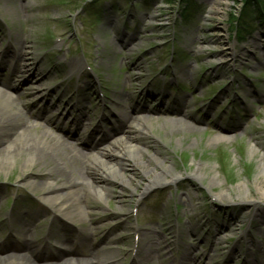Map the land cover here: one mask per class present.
<instances>
[{
    "label": "rangeland",
    "instance_id": "1",
    "mask_svg": "<svg viewBox=\"0 0 264 264\" xmlns=\"http://www.w3.org/2000/svg\"><path fill=\"white\" fill-rule=\"evenodd\" d=\"M189 1L186 9L181 0H0V49L28 46L19 55L26 63L19 109L28 112L32 94L54 106L85 103L96 121L103 98L113 126L141 117L147 127L142 161L120 165L125 180L78 171L85 177L79 222L40 199L37 182H60L44 167L22 171L23 157L0 170V236L11 218H25L38 246L70 221L96 259L122 255L129 264L136 256L145 264L138 246L151 239L161 246L156 257L169 248L172 258L187 251L200 264H264V211L254 214L264 209V188L256 186L264 177V0H254L255 24L237 22L248 15L246 0ZM246 29L255 30L240 37ZM175 96L180 115L169 110ZM136 104L153 109L138 116ZM33 121L24 117L22 126ZM86 229L92 235L84 241Z\"/></svg>",
    "mask_w": 264,
    "mask_h": 264
},
{
    "label": "bare ground",
    "instance_id": "2",
    "mask_svg": "<svg viewBox=\"0 0 264 264\" xmlns=\"http://www.w3.org/2000/svg\"><path fill=\"white\" fill-rule=\"evenodd\" d=\"M23 6L29 7V4L26 6L22 5V7ZM21 46L25 47L26 43ZM27 49L28 48H26V50ZM18 69H21V64H18V61H16L13 71H17ZM14 97L15 92L13 90L0 85V170L4 171L6 167L14 169L18 160L25 157L22 171H27L30 167L42 166L48 175L58 177L60 179L59 183H54L49 180L36 183L42 190L40 199L51 205L54 215L62 213L65 216L66 213L70 212L72 218L78 222L84 215V199L80 193L79 183H84L85 177L79 174L78 171L81 172V170L85 169L90 171L100 170L103 175L110 179H121L123 181L125 180V175L120 171V165L127 160L134 162L138 160L142 161V155L145 152L143 148L140 147V141L147 133V127L144 125V121L140 120L131 123L129 128L126 126L122 128L129 133L130 139H126L125 137L117 139L115 142H112L116 148L107 147L106 151H108L103 152L104 155H101L97 159H91L80 149L72 145L67 137L54 135L46 129L44 125L41 129L32 123L22 126L24 117L28 119L29 115H36L37 118L45 116L46 119L52 121V118H50V109L46 114L35 113L33 110L25 112L18 108ZM143 109L146 108L143 107ZM126 114V117H131L129 111H126ZM167 122L174 127L179 124L178 122L175 123L174 120H169ZM9 134H12L13 137L8 138ZM252 151H254V149ZM70 162L74 164V170L70 167ZM262 166L263 163L260 164V168H262ZM263 184L264 177L256 182V186L259 190L264 188ZM85 186L91 191L94 190L103 199L105 198V195L98 187L96 188L90 183H87ZM62 191H65V193H61ZM259 211H264V209L258 208L254 214H257ZM259 222L260 221L257 220L256 224ZM29 225L30 221L23 218L18 224V230H16L25 239L30 230ZM84 234V241H86L87 238L89 240L92 235L89 229H86ZM60 235L61 234L57 232L51 233V237L54 239L61 238L62 235ZM67 249L68 250L57 248V252L54 256L48 257L47 260L39 261L34 258L35 253L33 247L25 243L22 248L23 253L13 255H3L0 253V264H120L119 261L121 260V258H116L117 256L106 254L104 257H101L102 259H95L97 256H86L83 259L74 258L75 261H56L57 256H61L70 250V246H67ZM156 249H161V246L159 247L156 243H153L151 239L144 241L141 245V251L139 246L141 260H143V262L145 261V264H147L149 262H155L156 258H161L162 261L160 264L173 263L172 261L167 262L169 260L165 251H167L168 248L159 251L160 254L157 257V253L153 254V251H156ZM161 255H164V257H160ZM189 255L190 254L185 251L182 254L183 261L189 264H197Z\"/></svg>",
    "mask_w": 264,
    "mask_h": 264
},
{
    "label": "trees",
    "instance_id": "3",
    "mask_svg": "<svg viewBox=\"0 0 264 264\" xmlns=\"http://www.w3.org/2000/svg\"><path fill=\"white\" fill-rule=\"evenodd\" d=\"M182 2H185V8L188 9V7L190 6L189 4V0H181ZM254 0H246L245 2V5H244V11H247L248 10V15H238L236 18H237V22H241L242 20L244 21H250V22H253L254 24L257 23V19L258 17L256 15H259L258 13L256 14L254 12V10H251L252 9V6L254 5ZM261 15H264V13H262ZM260 20V19H259ZM248 31V29H246ZM254 30V29H252ZM252 30L248 31V32H245L244 35H240V37H245L246 34H249Z\"/></svg>",
    "mask_w": 264,
    "mask_h": 264
}]
</instances>
